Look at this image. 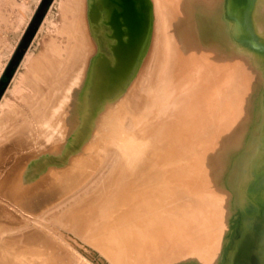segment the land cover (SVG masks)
Listing matches in <instances>:
<instances>
[{
	"label": "bare ground",
	"instance_id": "1",
	"mask_svg": "<svg viewBox=\"0 0 264 264\" xmlns=\"http://www.w3.org/2000/svg\"><path fill=\"white\" fill-rule=\"evenodd\" d=\"M239 7L238 2L224 0L229 15ZM247 7L251 15L263 11L264 0H247ZM59 15L58 38H51L30 61L26 58L24 75L30 94L22 95V104L13 109L0 106V133L9 131L0 139V264H118L112 261L109 244L95 245L86 235L101 219L99 207L117 188L133 143L166 115L176 92L191 83L199 86L203 76L204 68L196 60L185 75L175 79L176 43L164 0H62ZM254 27L257 44L245 41L244 35L236 46L225 40L221 44V37L215 44L229 57L241 56L240 67L262 81V51L255 49L263 50L264 30L260 23ZM101 46L105 56L96 63ZM192 92L196 90L177 99L187 102L190 118ZM188 112L179 111L178 119L186 118ZM259 124L240 183L228 185L223 192L222 198L234 192L235 199L225 216L212 264H264V117ZM190 125L166 126L133 153L115 208L128 206L129 211L111 231L124 246L138 229L152 227L153 211L140 210L142 204L152 199L162 205L165 197L178 190L168 187L155 192V188L152 195L150 183L157 176L160 183H167L165 170L181 155L175 146L178 139L183 140V132L191 131ZM14 136L19 138L4 145ZM224 169L220 180L230 177L229 162ZM194 179L192 191L198 193L202 184ZM127 189L129 194L124 195ZM51 220L65 232L49 225ZM105 222L98 228L107 236ZM161 246L146 251L144 259L172 250L169 242ZM127 254L126 259H131ZM206 263L191 252L169 264Z\"/></svg>",
	"mask_w": 264,
	"mask_h": 264
},
{
	"label": "rangeland",
	"instance_id": "2",
	"mask_svg": "<svg viewBox=\"0 0 264 264\" xmlns=\"http://www.w3.org/2000/svg\"><path fill=\"white\" fill-rule=\"evenodd\" d=\"M61 1L0 0V44H2L0 45V82L12 69H15L6 89L0 96V102L2 99L4 100L0 106L4 105L5 110L13 109L15 104L20 106L22 104L20 97L30 94L24 75L27 64L44 50L46 43L51 38L54 40L58 38L59 34L56 28L60 24ZM20 2L23 3V6ZM232 2L234 5L237 2L240 3V7L235 13L229 15L224 10V0H164L168 6L169 21L176 43L174 74L177 76L175 79H180L185 75L196 60L204 68L203 76L199 86L191 83L183 90L176 92L166 115L133 143V149L124 163L117 188L99 207L103 210L101 219L93 225L86 235V239L95 245H102V247L109 244L110 250L114 251L111 256L114 257V259L112 257V261L116 260L115 263L169 264L181 256L186 257V254L191 252L195 255L199 254L207 262L206 264L213 263L221 235L225 229V216L235 199L234 192H229L225 199L222 198L223 192L228 185L233 187L240 183L245 157L255 148L256 134L260 127L259 122L264 117V102H262L264 79L257 80L252 71L240 67L241 56L229 57L215 44L216 38L221 37V44L225 40L231 46H236L238 38L243 35L246 38L245 41H253L257 44L254 26L255 24L258 26L260 23V30H264V10L255 11L251 15L248 13L247 0H232ZM24 5H26L24 9L29 11H24ZM16 19L19 22H16ZM15 24H17V28ZM7 33L8 37H5ZM2 40L4 42H1ZM200 43L210 47L200 46ZM255 50L262 51L259 66L264 67V47L263 50L261 48ZM257 51L255 52L257 53ZM102 55L105 56L104 47L101 46L100 56L96 63L101 62ZM19 56H21L20 59ZM26 58L30 60L28 61ZM238 72L243 73L242 76ZM228 81L233 85L230 83L229 86ZM192 88L196 90V93L192 92L189 95V99L194 100L193 117L190 118L191 108L186 104L187 102L185 100L177 102V99L187 96ZM183 109L189 111L188 115L184 119L179 117V120L178 113ZM189 124H191V131L183 132V140L178 139L175 146L176 149L181 150V155L174 165L165 170V173L169 174L167 183H160L158 176L156 179L152 178L150 183L152 195L159 190L165 191L168 187H176L178 190L174 191L171 196L165 197L162 205H156L152 199L142 204L140 210L151 209L153 211L152 227L138 229L124 246L120 237L111 231H114L115 223L119 222L122 214L129 211L128 206L115 210L118 192L123 185V179L127 176L126 166L133 153L143 146L142 144L152 140L153 133L162 131L169 125L188 127ZM8 133V129L3 135L0 133V139L1 136ZM17 138L19 137L14 136L4 145L10 141H16ZM23 139L26 140L24 137ZM16 148H20V145L17 144ZM159 151L163 152L161 148ZM12 154L14 155L15 152ZM227 162L231 165L230 177H227V180H220L224 175L225 169L223 170V168ZM94 171L96 172V169ZM217 173L219 174L217 175ZM191 177L192 180L189 182ZM194 178H197L202 184L198 193L192 191ZM188 182L189 186L187 187L185 184ZM155 188H157L156 191ZM129 191H126L124 195L127 192L129 194ZM157 194L155 195L161 197V194ZM126 201H123V204ZM111 210H113L112 214H110ZM162 216L165 217H163L165 220ZM61 219L62 216L58 220ZM103 222L109 229L110 240H108V235L106 236L103 230L98 228ZM48 224L65 232L55 225L53 220ZM111 227L113 228L111 229ZM111 233L113 234L111 235ZM163 241L170 243L171 251H167L162 256L154 255L149 261L144 259L143 254L146 251H157L162 247ZM123 252L125 254L128 252L127 255L130 254L131 259H126Z\"/></svg>",
	"mask_w": 264,
	"mask_h": 264
},
{
	"label": "water",
	"instance_id": "3",
	"mask_svg": "<svg viewBox=\"0 0 264 264\" xmlns=\"http://www.w3.org/2000/svg\"><path fill=\"white\" fill-rule=\"evenodd\" d=\"M50 1H51V0H50ZM20 57H21V56H19V59H20ZM14 70H15V69H12L8 75H6V76H4V77L2 78V80H1V82H0V96L2 95V93L4 92V90L6 89V86H7V84L9 83V81H10V79H11L13 73H14Z\"/></svg>",
	"mask_w": 264,
	"mask_h": 264
},
{
	"label": "crops",
	"instance_id": "4",
	"mask_svg": "<svg viewBox=\"0 0 264 264\" xmlns=\"http://www.w3.org/2000/svg\"><path fill=\"white\" fill-rule=\"evenodd\" d=\"M5 37H8V33L5 35ZM2 101H3V99H2ZM2 101L0 102V105H1Z\"/></svg>",
	"mask_w": 264,
	"mask_h": 264
}]
</instances>
